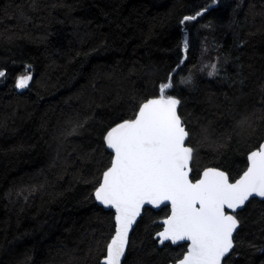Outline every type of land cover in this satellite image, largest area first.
<instances>
[{
	"label": "trees",
	"instance_id": "trees-1",
	"mask_svg": "<svg viewBox=\"0 0 264 264\" xmlns=\"http://www.w3.org/2000/svg\"><path fill=\"white\" fill-rule=\"evenodd\" d=\"M0 70V264H101L114 231L94 198L105 133L170 76L192 180L206 167L235 180L264 140V0H0ZM168 213L145 207L122 264L182 257L186 243L154 237ZM234 215L222 264H264V199Z\"/></svg>",
	"mask_w": 264,
	"mask_h": 264
},
{
	"label": "snow or ice",
	"instance_id": "snow-or-ice-1",
	"mask_svg": "<svg viewBox=\"0 0 264 264\" xmlns=\"http://www.w3.org/2000/svg\"><path fill=\"white\" fill-rule=\"evenodd\" d=\"M196 16H186L181 23ZM5 75L0 70V77ZM32 79L30 72L20 75L15 87L27 88ZM171 87L170 76L160 86L159 98L143 103L135 119L118 124L105 137L115 155L95 197L115 208L116 227L102 264H121L130 243L129 229L141 207L165 201L171 202L172 215L158 237L174 244L191 241L179 264H221L233 249V232L238 227L236 216L225 208L235 210L253 194L264 197V145L249 155L250 166L235 183L216 169H207L196 183L189 180L193 149L186 141L190 133L177 114L180 101L163 95Z\"/></svg>",
	"mask_w": 264,
	"mask_h": 264
},
{
	"label": "water",
	"instance_id": "water-1",
	"mask_svg": "<svg viewBox=\"0 0 264 264\" xmlns=\"http://www.w3.org/2000/svg\"><path fill=\"white\" fill-rule=\"evenodd\" d=\"M160 96H161V95L156 96V97L148 98V99H146L144 102H142V103L140 104V106H141L143 103L147 102L149 99H156V98H159ZM165 97H167V96H165ZM172 97L178 99V98L175 97V96H172ZM140 106H139V108H140ZM139 108H138L136 114L138 113ZM178 108H179V105H178V107H177V114H178ZM136 114H135V116H134L133 118L122 120V121L118 122L117 124H115L114 126H112L109 130H107V132L105 133V136H104V141H105V137H106L107 133H108L112 128L116 127L118 124H120V123H122V122H124V121H126V120H133V119H135V118H136ZM178 115H179V114H178ZM181 121H182V119H181ZM182 124H183V122H182ZM183 126L185 127L184 124H183ZM105 144H106V142H105ZM261 145H264V140L259 144V146H258L257 148L253 149L252 151H250V152L247 154V166H246V168H245L244 171H243V172H242V173H241V174H240L235 180H233V181L230 180L229 175L227 174V172H225L224 170H222V169H220V168H217V167H206V168H204V169L201 171L199 177H198L197 179H195V180H192L191 177H190V176H191V161H192V160L189 162V167H188L189 180H190L192 183H196L198 180H200V179L203 178V173H204L207 169H216V170H218V171L224 172L225 175L228 176V178H229V183H235L237 180H239V179L243 176V174L247 171L248 167L250 166V161H249V159H248L249 155H250L253 151H258V150H260ZM106 146H107V145H106ZM186 146H187V147H190V146H188L187 144H186ZM108 149H109V150L111 151V153H112V158H111V161H112V159L114 158L115 153H114V150H112V149H110V148H108ZM110 166H111V162H110V165L104 170V172H105ZM104 172H103V173H104ZM103 173H102V175H101V179H100V182H99L97 188L100 186V183H102V181H103ZM97 188H96V189H97ZM95 191H96V190H95ZM95 191H94V198H95L96 202H97L100 206H102L104 209L112 210L113 213H114V231H113V234H112V236H113V235L115 234V227H116V221H115L116 211H115V208H113V207H109V206H105V205L102 204L100 201H98V200L96 199V197H95ZM252 198L264 199V197H260V196H258V195H256V194H253L252 196L249 197V199H248L247 201H245L244 205L240 206L239 208H237V209H235V210L225 208V212H226L227 214H234V213H236L237 211H239L240 209H242V208L245 206V204H246L250 199H252ZM165 205H168V206H169V213H168L167 216H165V217H163V218H161V219L159 220V223L161 224V228H160V229L154 234V237L157 239V242H158V245H159V246L162 245L163 243H166V242H170L173 246H176V245H178V244H182V243H186V251L184 252V254L182 255V257L179 258V259H178L177 261H175L174 263H169V264H179V261H181V260L183 259V257L187 254V251H188V248H189V245H190L191 241H187V240H185V241H179V242H177V243H175V244L172 243L170 240H167V241H163V242H162V241L160 240V238L158 237V235H157L158 233L164 231V229H165V227H166V225L164 224V221H165L166 219H168V217H170V216L172 215V205H171V202H170V201L162 202V203L159 204V205H155V204H147V203H146L145 205H143V206L141 207L140 215L137 216V218H136V220L134 221L132 227L129 229V237H130V234H131L132 230L134 229V227H135L137 221H138L139 218L141 217V215H142L143 210L145 209V207L152 208L153 210H158V209H160L162 206H165ZM236 218H237V217H236ZM237 220H238V219H237ZM238 228H239V221H238V227H237V229H238ZM237 229L234 230V232H233V247H234V236H235V232L237 231ZM112 236H111V238H112ZM111 238H110V240H111ZM110 240L108 241V243L110 242ZM108 243H107V244H108ZM106 247H107V245H106ZM127 248H128V247H127ZM126 251H127V249H126ZM231 251H232V250H231ZM231 251H230V252H231ZM105 255H106V248H105V254H104V256H105ZM227 255H228V254H227ZM104 256H103V257L101 258V260H100V263H101V264H102V262H103V258H104ZM124 257H125V256H124ZM124 257H123L122 260H121V264H122V261H123ZM225 257H226V256H225ZM223 260H224V258H222V262H223ZM222 262H221V264H222Z\"/></svg>",
	"mask_w": 264,
	"mask_h": 264
},
{
	"label": "rangeland",
	"instance_id": "rangeland-1",
	"mask_svg": "<svg viewBox=\"0 0 264 264\" xmlns=\"http://www.w3.org/2000/svg\"><path fill=\"white\" fill-rule=\"evenodd\" d=\"M216 64H217V58H215L214 60H211V61L207 62V68H208V70L210 72L214 73L216 71ZM213 65H215V68H213ZM25 74H28V73H24V74H21V75H25ZM24 89H17V90L22 91Z\"/></svg>",
	"mask_w": 264,
	"mask_h": 264
},
{
	"label": "bare ground",
	"instance_id": "bare-ground-1",
	"mask_svg": "<svg viewBox=\"0 0 264 264\" xmlns=\"http://www.w3.org/2000/svg\"><path fill=\"white\" fill-rule=\"evenodd\" d=\"M157 96H159V95H157ZM151 97H156V96H151ZM151 97H149V98H151ZM148 99V98H147ZM228 255H226V257H227ZM225 258V257H224Z\"/></svg>",
	"mask_w": 264,
	"mask_h": 264
}]
</instances>
